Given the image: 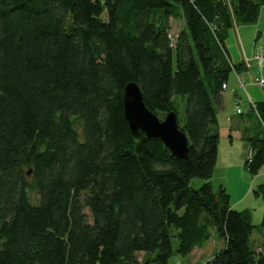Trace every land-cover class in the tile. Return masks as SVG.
<instances>
[{
    "label": "trees",
    "instance_id": "obj_1",
    "mask_svg": "<svg viewBox=\"0 0 264 264\" xmlns=\"http://www.w3.org/2000/svg\"><path fill=\"white\" fill-rule=\"evenodd\" d=\"M263 5L0 0V264H170L214 235L223 248L204 264H264V217L256 247L250 211L211 185L224 85L241 67L226 40ZM175 18L184 25L173 38ZM129 83L160 119L186 99L185 158L133 136ZM255 105L253 175L264 167V101Z\"/></svg>",
    "mask_w": 264,
    "mask_h": 264
},
{
    "label": "rangeland",
    "instance_id": "obj_2",
    "mask_svg": "<svg viewBox=\"0 0 264 264\" xmlns=\"http://www.w3.org/2000/svg\"><path fill=\"white\" fill-rule=\"evenodd\" d=\"M183 25L184 23L180 19L175 18L171 20L170 33L173 38L179 35ZM256 26H260V29L264 30V5L261 9L260 17ZM235 30L236 27L229 31L226 40L227 46H229L230 50L233 47V33ZM253 42L254 46L257 41L253 40ZM258 44L260 45L261 41H259ZM243 79L245 81V78ZM234 83L236 84V81L232 74L229 79V84L230 86H234ZM247 83L248 82L246 81L245 84ZM246 86L248 91L252 89L251 99L253 101H264V89H262L257 83L254 82L247 84ZM238 90L240 91V89ZM253 93L258 96L257 99L254 97L255 95H253ZM241 98L242 99H239L238 102L231 99L230 102L225 103L223 109L218 110V125L215 127V130L220 136L219 159L211 179V185L215 192L218 191L220 187L226 189L230 195V202L233 208L239 211H250L253 223L256 226L253 234V244L257 247L263 244L260 225L264 217V198L261 194H258V191L260 185L264 184V167L256 175H253L249 171L247 162L252 156V150L250 144L247 142L248 134L246 130L249 127H252L254 130L258 129V118L255 116L254 112H252L251 116H246L247 111L249 110V102L247 101L248 97L246 98V95L242 94ZM175 103L179 124L183 125L186 119V99L177 97ZM238 110H241V112L239 113ZM246 123L250 125L248 128L246 125L244 126ZM203 183L204 181L201 179H193L191 186L194 189H199ZM222 248L223 241L219 237L213 236L212 241L206 246V248H204V250H197L192 258L179 256L173 258L170 261V264H197L198 262V264H202L200 263V258L204 261L210 260L214 254L219 252ZM182 261H185L186 263H183Z\"/></svg>",
    "mask_w": 264,
    "mask_h": 264
},
{
    "label": "crops",
    "instance_id": "obj_3",
    "mask_svg": "<svg viewBox=\"0 0 264 264\" xmlns=\"http://www.w3.org/2000/svg\"><path fill=\"white\" fill-rule=\"evenodd\" d=\"M258 20L252 24H236L234 26V28L236 27V30L233 33L234 41L232 42L233 47L231 50L229 46H227V42H226L229 58L231 59L233 63L241 65V67L239 71L233 70L232 73L230 74V76L232 74L234 75L236 84L234 83V86H230L229 81H228L227 87L224 93L225 103L230 102L231 99H234L236 102H238L239 99H242L241 98L242 94L246 95V98L248 97L247 101L249 102V110L247 111L246 116H251L252 112H254V114L256 115L255 111L251 108L250 101L253 104L262 102V101H253L251 99L252 89L248 91L246 88L247 84H251L254 82L257 83L260 79L264 78V60L258 61L255 59V56L257 54L264 53V35H263L264 30H261L260 26H256ZM253 40L257 41L254 46H253V43H254ZM259 41H261L260 45L258 44ZM243 78H245V81ZM246 81L248 82L247 84H245ZM238 89H240V91ZM253 95H255L254 97L256 99L258 98L256 94L253 93ZM245 125L247 128L250 126L248 123L244 124V126ZM248 129H250V127ZM218 159H219V156H218ZM211 241L212 240H210L203 248L195 249L193 253L190 254V256L188 257L192 258L197 250H204V248H206V246ZM142 257H143V254L140 255V259ZM200 261H201L200 263L204 264L208 260L204 261L202 258H200ZM182 262L186 263L185 261H182Z\"/></svg>",
    "mask_w": 264,
    "mask_h": 264
},
{
    "label": "water",
    "instance_id": "obj_4",
    "mask_svg": "<svg viewBox=\"0 0 264 264\" xmlns=\"http://www.w3.org/2000/svg\"><path fill=\"white\" fill-rule=\"evenodd\" d=\"M125 117L131 133L138 137L140 132L148 138L162 141L176 158H185L189 152V142L180 129L175 112L168 113L164 119L147 109L141 90L135 83L125 87L123 96Z\"/></svg>",
    "mask_w": 264,
    "mask_h": 264
},
{
    "label": "built area",
    "instance_id": "obj_5",
    "mask_svg": "<svg viewBox=\"0 0 264 264\" xmlns=\"http://www.w3.org/2000/svg\"><path fill=\"white\" fill-rule=\"evenodd\" d=\"M255 59L256 60H259V61H263L264 60V54L262 53H259L255 56ZM257 84L262 88L264 89V78L260 79ZM224 88L226 89V85H224ZM250 104H251V108L255 111V113L257 114V111H256V105L253 104L251 101H250ZM238 112L240 113L241 110H238ZM258 115V114H257Z\"/></svg>",
    "mask_w": 264,
    "mask_h": 264
}]
</instances>
